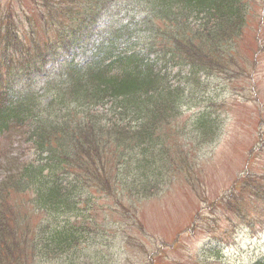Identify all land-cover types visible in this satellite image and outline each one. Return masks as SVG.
I'll return each mask as SVG.
<instances>
[{"label":"trees","instance_id":"obj_1","mask_svg":"<svg viewBox=\"0 0 264 264\" xmlns=\"http://www.w3.org/2000/svg\"><path fill=\"white\" fill-rule=\"evenodd\" d=\"M115 1L0 0V136L19 134L31 155L0 181V264L98 258L82 245L103 235L100 198H151L189 166L170 124L201 76L227 74L250 13V0ZM197 114L196 148L220 129Z\"/></svg>","mask_w":264,"mask_h":264},{"label":"rangeland","instance_id":"obj_2","mask_svg":"<svg viewBox=\"0 0 264 264\" xmlns=\"http://www.w3.org/2000/svg\"><path fill=\"white\" fill-rule=\"evenodd\" d=\"M23 3L2 0L16 11ZM249 8L227 74L202 77L198 104L170 124L171 145L188 152L189 166L173 168L151 198L116 207L100 198L103 235L82 245L86 260L97 253L91 264H264V0H250ZM114 12L119 20L132 14L121 4ZM205 108L220 129L196 148L188 124ZM29 147L17 133L0 136V181L31 159ZM27 221L34 227L38 217L31 212Z\"/></svg>","mask_w":264,"mask_h":264}]
</instances>
